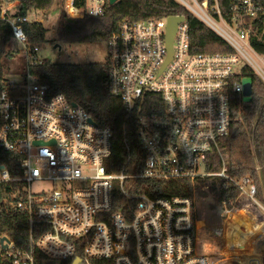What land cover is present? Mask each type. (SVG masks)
I'll return each instance as SVG.
<instances>
[{"label":"built area","instance_id":"built-area-1","mask_svg":"<svg viewBox=\"0 0 264 264\" xmlns=\"http://www.w3.org/2000/svg\"><path fill=\"white\" fill-rule=\"evenodd\" d=\"M178 1L234 51L192 52L183 14H176L183 20L173 36L170 58L165 43L168 16L126 19L119 24L106 40L109 92L134 119L140 149L119 171H108L106 166L112 153L108 126L97 124L62 93L52 94L49 85L38 82L28 70L18 82L4 75L0 184L16 186L14 204L26 214L29 248L17 249L7 236L0 235V264H35L36 252L58 262L79 258L78 264L93 260L109 264H262L259 253H246L249 238L225 248L224 224L216 237L221 247L200 252L201 225L193 195L134 192L139 179H188L192 193L197 179L222 181L220 187L233 182L219 140L229 135L234 98H243L241 68L249 66L264 82V68L243 47L252 49L247 28L227 23L216 3L193 0L194 8ZM108 2L62 0L60 12L73 19L99 16ZM237 2L245 16L257 15V0ZM19 5L20 0H0V24L9 26L28 65L44 63L38 59L39 44H30L23 29L26 22L42 21L31 19L30 14L19 15ZM214 152L221 158V168L209 171L207 159ZM129 165L133 169L127 171ZM41 182L49 186L31 190L33 183ZM239 189L232 207H223L227 215L238 200H245L247 206L258 204L254 184L245 179ZM115 190L124 198L118 209L113 208ZM78 250L81 256L75 255Z\"/></svg>","mask_w":264,"mask_h":264},{"label":"trees","instance_id":"trees-1","mask_svg":"<svg viewBox=\"0 0 264 264\" xmlns=\"http://www.w3.org/2000/svg\"><path fill=\"white\" fill-rule=\"evenodd\" d=\"M203 1V0H199ZM258 10L255 17H247L237 0H208L209 5L216 3L222 18L229 24L249 30V43L259 55H264V0H257ZM62 0H20L17 9L19 15H29L34 11H46L58 5ZM183 14L188 23L190 50L194 53H231L233 48L213 29L193 15L177 0H118L105 6L99 16L69 18L64 16L57 23L56 42H95L106 41L117 30L123 20L161 18ZM217 17V15L214 13ZM23 29L29 43L46 41L48 29L43 22H26ZM12 38L6 23L0 24V88L4 74L8 69V59L13 55L10 49ZM17 49H19L17 47ZM28 72L38 82L49 85L50 92L62 93L68 101L82 106L100 125L108 126L112 131V153L106 166L108 171H119L131 156L134 160L139 152V145L134 131L135 121L123 109L121 101L109 92L108 65L100 63H36L27 66ZM244 79L250 86V100L242 103L235 97L231 105L232 121L230 132L219 140L220 146L227 153L228 174L234 179L220 187L222 181L215 179H197L196 184H207L213 194L216 206L231 208L239 195L243 180L254 184L255 200L264 206V82L247 65L241 68ZM209 171L221 168V158L217 153H210L206 163ZM133 169L129 165L128 169ZM15 185L0 184V235L7 236L17 249H28L27 217L15 204L12 191ZM134 192L151 196H192V183L188 179L154 180L139 179ZM124 201L119 190H115L113 208H120ZM258 233L264 235V220H257ZM259 241V240H258ZM264 252V247H261ZM75 255L81 256L80 250ZM45 257L35 253V264H44ZM72 257L58 262L71 264ZM92 264H109L93 260ZM264 264V257H262Z\"/></svg>","mask_w":264,"mask_h":264},{"label":"rangeland","instance_id":"rangeland-1","mask_svg":"<svg viewBox=\"0 0 264 264\" xmlns=\"http://www.w3.org/2000/svg\"><path fill=\"white\" fill-rule=\"evenodd\" d=\"M183 1L195 8V3L193 2V0ZM57 7L58 5H56V7L53 6L51 9L46 11H34L30 14L31 19L39 17L38 19L41 20L44 26L48 29V32L46 34V41L39 43V51L37 52L38 59L43 62L49 63H104L107 57L106 41H62L56 42L54 44L51 43L50 39L55 37V30L57 27V23H59L58 15L61 10H59ZM215 22L217 26L227 30L221 21ZM55 44H58L59 48H54ZM9 47L12 50L13 55L6 62L8 63V69L5 71L4 75L8 80L18 82L25 78L28 63L23 51L21 50V47L17 45L13 40L11 41ZM17 47L19 49H17ZM243 47L249 57L254 61V63L259 65L261 68H264V56L258 55L256 53L254 54L252 52L253 50L249 49L245 45H243ZM243 62L244 61H241L236 66V69H238L241 64H243ZM242 89V101L243 103H247L250 100L251 92L246 79L242 81ZM222 157L224 158V161H226L227 153L224 150ZM203 185L206 184H196L195 191L192 193L194 197L196 218L199 220V224L201 225L198 233V250L200 252H214L221 247L219 241H216V237L218 236L217 233L221 229V227L223 228V224L226 233L225 235L222 234L221 237L227 244H231V242H234L236 240H239L240 242L242 238H246L249 233L255 231L254 229H256V226L255 221H253L255 216L248 215L240 210L234 211V213H237L235 214V216L232 214L230 216H227L221 206H216L213 203L212 192L209 191L208 187H205ZM48 186L49 184L46 182L33 183L31 185V190L38 191L40 189H46ZM247 211L249 214L255 213L258 216L259 220H264V206H262L261 204H252L250 206V209H248ZM44 264H58V261L48 259L44 262Z\"/></svg>","mask_w":264,"mask_h":264},{"label":"crops","instance_id":"crops-1","mask_svg":"<svg viewBox=\"0 0 264 264\" xmlns=\"http://www.w3.org/2000/svg\"><path fill=\"white\" fill-rule=\"evenodd\" d=\"M241 202V203H239ZM247 202L245 200H238L235 205L233 206L234 210H237V211H243L244 213L248 214V215H252V216H255L254 220L255 221V226H257V220H259L258 216L254 213H248V209H250V206H247L246 205ZM235 214L237 213H234L232 215L235 216ZM256 219V220H255ZM260 221V220H259ZM255 231L252 232V233H249L247 235V239L249 238L250 239V242H249V248H248V251L246 253H259L262 257H264V252H261V247H264V235H261V233H258L259 231H256V229H254ZM260 242H259V241ZM241 241V240H240ZM262 241V242H261ZM235 242V241H234ZM259 243V244H258ZM224 246L225 248H228L229 247V243L227 244L226 242L224 243ZM241 254V253H240ZM261 257V258H262Z\"/></svg>","mask_w":264,"mask_h":264},{"label":"water","instance_id":"water-1","mask_svg":"<svg viewBox=\"0 0 264 264\" xmlns=\"http://www.w3.org/2000/svg\"><path fill=\"white\" fill-rule=\"evenodd\" d=\"M117 1L118 0H109V3L113 4V3H116ZM63 18H64V13L60 12L59 18H58L59 23L62 21ZM182 20H183V16L182 15H178V16L171 15V16H168V18H167L166 32H165V43H166L167 50H168V58H170L171 54H172V40H173V36L175 34V31L177 29V25ZM54 48H59V45L55 44ZM248 85H249V83H248ZM249 88H250V86H249ZM5 239L6 238H2V241L5 240ZM79 262H80V259L77 258V259L73 260V262L71 264H78Z\"/></svg>","mask_w":264,"mask_h":264},{"label":"bare ground","instance_id":"bare-ground-1","mask_svg":"<svg viewBox=\"0 0 264 264\" xmlns=\"http://www.w3.org/2000/svg\"><path fill=\"white\" fill-rule=\"evenodd\" d=\"M234 211H236V210H234V209L230 210V211L228 212V215H227V216H230L231 214H234Z\"/></svg>","mask_w":264,"mask_h":264}]
</instances>
